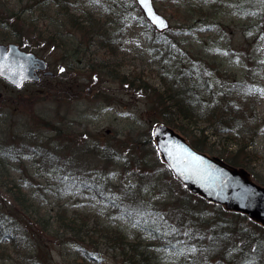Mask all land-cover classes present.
<instances>
[{"label":"rangeland","instance_id":"rangeland-1","mask_svg":"<svg viewBox=\"0 0 264 264\" xmlns=\"http://www.w3.org/2000/svg\"><path fill=\"white\" fill-rule=\"evenodd\" d=\"M230 1L152 0L168 21L158 32L155 27L149 30L152 25L135 0H0L1 15L24 7L18 26L24 22L31 39L36 33L25 18L32 17L35 29L43 31L42 48L19 47L44 58L52 71L50 75L38 71L40 79L21 88L0 78V132L8 143H18L10 131H36L35 141L72 160L60 169L20 151L19 158L10 155L7 162L0 155V170L23 185L43 217L60 208L76 218L77 227L84 222L76 230V240L63 232L51 233L48 227L39 231L35 226L33 232L23 223L25 234L19 242L30 243L34 263L128 264L122 245L111 239L117 231L125 241L145 247L157 264H207L201 259L209 251L202 258L197 252L203 244L196 241V228L177 217L174 205L184 196L195 200L185 205L188 216L200 218L204 234H209L206 228L212 223L234 229L236 251L248 258L243 264L259 263L262 252L256 254L253 242H246L243 234L254 231L264 238L259 233L264 224L209 201L174 175L152 135L153 127L164 124V119L137 83L158 88L174 84L172 74L197 60L206 70L209 67L226 100L237 95L245 109L235 140L225 139L217 126L202 119H177L179 129L174 130L206 155L221 157L220 149L233 151L247 143L251 160L243 167L251 181L264 186V34L258 33L264 30V0H253L257 12L249 15L233 10ZM66 9L90 17L91 37L63 22ZM13 33L17 37L13 25L0 24V43H17ZM52 33L56 40L49 38ZM161 36L169 40L160 42ZM63 40L68 46L56 47L55 42ZM216 65L220 72L226 70V76L214 71ZM239 80L243 84H234ZM74 168L81 177L69 176ZM16 259L21 260L18 251L0 257V264H15Z\"/></svg>","mask_w":264,"mask_h":264},{"label":"trees","instance_id":"trees-1","mask_svg":"<svg viewBox=\"0 0 264 264\" xmlns=\"http://www.w3.org/2000/svg\"><path fill=\"white\" fill-rule=\"evenodd\" d=\"M54 1L58 2V0ZM230 4L233 6V10L246 15L257 12L254 8L255 6L253 4V0H232L230 1ZM30 7L31 6H27V8ZM23 10L24 7L18 9L17 11L10 10L6 14L2 12L4 15L0 14V24H11L13 25V28H16L17 37L14 33L13 35L16 37V41L19 46L27 47L29 49H35L36 47L42 48L41 39L45 36V34L42 30L37 31L35 29L36 26L33 23L32 17L25 19L26 24H28L31 30L36 33V38L33 37V39H31L32 36H28L27 29H24V22L18 26V21L21 19L23 20L20 16L21 11ZM63 14V22L68 23L70 28L77 32L80 31L89 33L90 37L92 36L93 31L89 29L91 27V20H89V16H76L68 12L67 9ZM204 15L209 16L208 11H206ZM14 25H17L18 27ZM152 29H154V27L150 26L149 30ZM258 33L264 34V30L259 29ZM95 35H97L96 32L93 36ZM56 36V34L52 33L49 38L56 40ZM39 37L40 39H38ZM50 39L48 40L50 41ZM57 39H59V37H57ZM168 40L169 38L167 36H161L159 38V41L163 43ZM55 43L56 47L64 46V49L65 46H68L67 44H69L68 42L66 44L65 40L60 42L56 41ZM213 62L214 64L215 62L217 63L216 59H213ZM215 67L214 71L216 73H219L221 76H226L225 69L220 72L218 66L216 65ZM209 69L210 68L207 67L206 70L201 61L197 60V63L180 68L175 73L176 75L172 73L169 74H172L171 77L174 78V84L164 83L156 88L147 82H143L141 84L138 81L137 83L140 84L139 86L141 89L145 88L149 103L153 104L154 110H159V114L162 115L164 119L163 121L166 124L178 130L179 127L176 123L177 119H202L208 122L211 127L217 126L218 130L225 133V139L229 138L235 140V135L233 134L238 132L237 129L240 130L241 128V118L245 117V109L241 107V101L237 100V95L233 101H228L229 99L227 98L224 89L216 84L214 77L211 76L212 71H209ZM121 80L126 81V79ZM234 84L243 83L239 80L235 81ZM226 98L228 100H226ZM208 99L209 102L206 103L205 100ZM9 134L13 137V139L17 140L18 143L16 141L8 143L5 133L0 132V155L6 162L10 158V155L16 159L19 158L17 154L20 151H23L26 154L34 153L39 156L40 159H38V162L41 164L45 165L49 161L53 165H60V169H63L64 165L67 166V164L72 162L71 158L69 159L64 157L63 154L59 156L57 153H52L53 151L44 148V143L37 140L35 141L37 137L36 131H24L20 133L17 129H13L9 132ZM28 135H30V137ZM246 146L247 143H240L233 151H227L225 148H222L220 149V155L226 162L232 165H242L243 167V163H248L251 160L249 152L245 150ZM57 147L61 149L62 146L59 145ZM47 155H49L48 159H46ZM56 158L58 160H56ZM71 173L72 174H69V176H72L73 179L81 177L80 172L76 168H74ZM177 200L179 202H176L174 205L176 209H178L177 217L183 220L185 219L186 223H189L196 228V231L198 232L195 237L196 241H201L200 243L203 244L202 247L197 248V252L201 253L202 258L203 252L205 253V251H209V253L201 259V263L243 264L247 262V256L241 257V253L236 251L238 248L235 245L234 239L236 238L238 232H235L234 229L229 231V228L227 230V228H224L221 224L216 226L217 224L214 225L212 223L211 227L206 228V231H208L209 234H204L205 232L203 230L205 228L202 229V226H199L200 218L198 216H188L191 214L187 210L188 207L186 208L187 205H185L188 204V202L191 203L195 200H192V198L187 196L180 199L178 197ZM30 202L31 198H29L28 191L23 189V185H20L14 178H10L6 173V170H0V244L11 245V249H9L6 245H0V257L6 258L7 256H10L12 252L18 251L21 260L17 262L18 259H16L15 264L16 262L17 264H38L37 260L35 261L36 263H34L35 258L33 260L31 259L30 243L19 242V240L22 242L24 238L23 234H25V227L23 226V223L26 222L28 227L33 228V232L35 226L39 228V231L46 230L48 227L51 233L63 232V234L69 235L71 237L70 239L73 240H76V230L80 229V227L84 224L83 220L79 221L77 227L76 218L74 216H68L65 209L60 208L56 209L53 212V215L43 217L39 208L33 207ZM259 230H261L259 231L260 234L264 233L263 228H259ZM243 237L246 242H253L256 254H259V251L262 252V257L258 264H264V251L261 250V248L264 247V238H262L259 234L255 235L254 231L244 233ZM111 239L122 245V247H120L121 253L127 259L128 264H157L151 257V254L148 253L147 249L142 247L138 242L125 241L123 235L119 234L117 231L112 232ZM128 251H130V253H128ZM211 255L214 257L210 258ZM89 256L90 255H87L86 253V257ZM81 264L87 263L82 260Z\"/></svg>","mask_w":264,"mask_h":264},{"label":"water","instance_id":"water-1","mask_svg":"<svg viewBox=\"0 0 264 264\" xmlns=\"http://www.w3.org/2000/svg\"><path fill=\"white\" fill-rule=\"evenodd\" d=\"M135 1L157 30H164L168 26L166 17L154 9L152 0ZM38 70L43 75L52 73L47 69V61L34 52L21 49L16 42L0 43V77L13 87L21 88L27 81L39 80ZM152 135L162 158L192 191L197 189L210 201L243 211L264 224V186L251 181L244 169L217 164L214 158L193 149L166 124H156ZM176 152L180 154L173 159ZM189 170L199 174L197 185H192L183 176Z\"/></svg>","mask_w":264,"mask_h":264},{"label":"flooded vegetation","instance_id":"flooded-vegetation-1","mask_svg":"<svg viewBox=\"0 0 264 264\" xmlns=\"http://www.w3.org/2000/svg\"><path fill=\"white\" fill-rule=\"evenodd\" d=\"M180 153L179 152H176L175 154H173V159H177V156L179 155ZM211 158H214L213 160H215L216 162H217V164H221V165H226V166H228V164L225 162V161H223L222 159H220L218 156H216V155H209ZM184 177H185V179H188L189 181H190V183L192 184V185H197L198 184V176H199V174L198 173H196L195 171H193V170H189L188 171V173L187 174H184L183 175ZM179 179L181 180V181H183L180 177H179ZM185 183V182H184ZM188 188H189V186H187ZM190 190H191V188H189ZM193 192H197V193H199L198 192V190L197 189H195V190H193ZM200 194V193H199Z\"/></svg>","mask_w":264,"mask_h":264},{"label":"snow or ice","instance_id":"snow-or-ice-1","mask_svg":"<svg viewBox=\"0 0 264 264\" xmlns=\"http://www.w3.org/2000/svg\"><path fill=\"white\" fill-rule=\"evenodd\" d=\"M6 58V57H5ZM61 71H63V69H61Z\"/></svg>","mask_w":264,"mask_h":264}]
</instances>
